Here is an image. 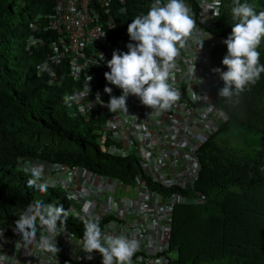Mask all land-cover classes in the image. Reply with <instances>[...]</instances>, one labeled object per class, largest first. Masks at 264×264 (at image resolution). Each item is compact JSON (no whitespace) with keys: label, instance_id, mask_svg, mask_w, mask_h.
<instances>
[{"label":"trees","instance_id":"16d2710c","mask_svg":"<svg viewBox=\"0 0 264 264\" xmlns=\"http://www.w3.org/2000/svg\"><path fill=\"white\" fill-rule=\"evenodd\" d=\"M56 2L0 0V225L13 228L25 206L36 199L68 210L63 191L28 187L31 176L20 169L24 159L81 166L116 178L136 169L132 159L101 152L100 135L74 99L69 58L52 60L50 42L56 34L34 30L33 23H43L42 17L53 13ZM126 2L134 14L154 0ZM225 2L233 7V0ZM254 6L259 12L264 0ZM223 16L222 42L215 55L219 68L227 71L222 65L227 54L223 41L234 21L225 11ZM131 21L126 20L128 25ZM31 36L43 43L29 45ZM259 48L264 64L263 42ZM58 52L65 53V48ZM220 83L212 94L213 103L227 120L199 150L202 168L196 190L205 202L179 205L173 211L171 245L178 260L172 264H264V73L229 100L218 97L224 86ZM71 219L68 216V229Z\"/></svg>","mask_w":264,"mask_h":264},{"label":"built area","instance_id":"2783aa9c","mask_svg":"<svg viewBox=\"0 0 264 264\" xmlns=\"http://www.w3.org/2000/svg\"><path fill=\"white\" fill-rule=\"evenodd\" d=\"M100 3L101 7L108 4ZM121 11L124 12V9ZM217 12L219 8L213 6L201 9L194 37L177 57L174 86L180 100L169 110L163 111L165 118L162 120L161 112L151 128L140 127L141 123L135 118L136 112L144 108L141 103H132L127 113L109 112L106 106L95 103V98L91 104L89 100L92 95L87 94L85 88L88 76H91L92 80L88 84L91 91L104 92L107 86L112 88V95L120 96L122 90L105 80L104 73L110 71L107 61L111 59L113 51L126 53L127 45L135 42L121 31L120 23H115L110 16H101L93 0H63L58 4L47 29L61 33L64 38L51 44L54 53L52 60L58 62L65 55L69 58V70L73 78L82 80V87L76 91L74 99L82 111L88 108L91 113L95 110L108 115L102 124V131L104 137H110L115 143L108 149L111 155L125 158L132 155L133 151L144 150L142 165H154V169L152 173H146L147 177L143 179L136 177L135 187L125 188L124 191L118 190L121 183L93 172L80 168L69 172L65 180L68 191L66 197L70 209L77 216L73 217L71 229L66 228L65 233L57 237L58 254L41 253L35 248H21L17 252L15 244L21 237L10 224L3 223L0 225V231L4 232L3 240H0V255L14 257L19 264H102V257L98 253H92L93 259L89 261L85 258L88 254L80 250L84 222L93 218L105 234L126 235L139 242L132 264L167 262L168 258L161 253L167 249L171 211L177 204L203 202L202 197L195 200L185 193L192 190L198 177L199 165L195 153L225 121V114L211 103L212 92L220 79L218 74L208 71L209 58L204 53V37L215 26L219 15ZM194 16L197 17L196 14ZM201 37L205 39L202 49L198 44ZM37 42L40 41L33 40L32 44ZM58 47L65 48L66 54L59 53ZM85 47L88 50L97 49V52L85 54ZM99 53H103V61L99 60ZM194 67L195 76L191 71ZM44 71L43 66L41 72ZM193 92L206 96L208 100L194 101ZM148 128L154 129V133H150ZM157 171L162 172L156 174ZM148 178L154 183L147 184L145 180ZM86 183L88 186L84 187ZM78 188L82 191L76 192ZM173 188L177 192L167 193ZM117 191H122L123 196H115ZM72 226L78 232L72 230ZM4 264L10 262L5 261Z\"/></svg>","mask_w":264,"mask_h":264},{"label":"clouds","instance_id":"9594fccd","mask_svg":"<svg viewBox=\"0 0 264 264\" xmlns=\"http://www.w3.org/2000/svg\"><path fill=\"white\" fill-rule=\"evenodd\" d=\"M62 1L57 0L51 15L42 17L43 23L38 22V20L33 23L34 30L37 29L44 34H50L51 32L56 34V39L50 42V46L53 42L57 43L59 38H64L61 33L47 29L51 24V16L55 15L56 8ZM256 1L248 0L247 2L245 0L242 3L241 0H233V7H230L225 0H154L153 4L142 5L140 10L131 14L126 0H93L97 12L103 17L110 16L115 23L123 24V27L119 25L121 31L127 34L130 40L135 43L127 45L128 51L126 53L113 51L111 59L107 61V68L110 71L104 73L105 80L108 84L121 89L122 94L120 96L112 95V88L107 86L104 88V92L108 96H104V92L91 91L88 84L92 77L88 76L85 88L86 93L92 95L89 100L90 103L92 104L91 100L95 98V103L106 106L109 112L122 111L127 113L132 103L139 102L144 106L135 115L137 122L142 125L140 127L153 128L154 119L161 112L163 115L160 120L165 118L163 111L169 110L180 100L179 92L174 86L177 57L180 51L193 39L198 15L201 9L206 6L219 8L215 26L210 28L209 35L204 37L206 38L204 53L209 58L208 71L214 73V75L215 73L218 74L224 85L219 89L218 97L229 100L234 95L244 92L249 85H254L260 79L261 74L264 73V64L261 63V53L258 51V49H261L259 48L261 43H264V8L257 12L254 6ZM100 2H107L108 4L101 7ZM121 9H124V12ZM224 11L227 12V15H232L231 18L234 21L231 34L223 41L227 48V54L222 59V65L226 67L227 71H222L219 68L215 55L217 46L222 42L221 28L223 25L221 21H224V16L222 18ZM192 12L197 15L196 18ZM126 20L132 21L128 25ZM210 36L216 38V41L212 42ZM33 40H39L40 42L32 44ZM27 41L29 45H41L43 43L41 39L32 36ZM204 41L205 39L202 37L198 40L200 49H202ZM65 43H69L67 39H65ZM84 52L85 54L96 53L97 49L88 50L85 47ZM99 58L100 61L104 60L103 53H99ZM191 71L195 76L196 68L194 67ZM69 75L72 77L73 90L75 92L80 90L82 80H75L70 70ZM219 83L218 86L221 84ZM192 98L194 101L208 100L206 96H201L196 92L192 93ZM103 100L107 102L106 105ZM211 103L215 107L213 95ZM78 106L87 120L91 122L94 130L100 135L97 138L103 143V145H100L101 152L110 157L132 159L136 164V169H133V167L127 169L126 173L122 174V178L93 173L109 180H116V182L121 183L118 190L124 191L125 188L133 189L135 187L136 177L143 179L144 176L147 177L146 173L153 172L154 165H142L141 157L144 150L140 152L132 150L133 154L125 158L117 154L111 155L108 149L115 143L110 137H104L102 131V124L106 121L108 115H102L95 110H91V113L88 108L82 111L79 103ZM151 128H148L149 132L154 133V129ZM116 146L121 147V145ZM124 146L125 144L123 148ZM201 147L195 153L199 165L197 180L202 168L199 160ZM78 168L91 172L81 166L71 167L60 163H46L36 159H24L20 164L21 171L25 175L31 176L28 179L29 188L35 187L39 192L58 189L63 191L65 197L68 192L65 188V180L68 177L66 175ZM158 172L162 171H157L156 174ZM145 182L147 184L154 183L150 178L146 179ZM196 182L192 190L185 193L195 200L202 197L203 202L192 201L188 204H177L173 207L166 240L167 249L161 253V255L168 258L165 264H172L178 260V251L171 245L172 214L175 207L179 205H202L205 202V196L201 195L202 193L199 190H196ZM122 191H117L115 196H123ZM173 192H177V189L173 188L171 192L167 191V193ZM72 198L75 199V197ZM67 203L68 210L63 205L56 206L38 199L26 205L15 221L14 231L21 237L15 244L17 252L21 248L25 250L35 248L41 253L57 255L60 251L57 247V237L65 233L66 221L70 216L69 211H71L68 200ZM73 219L72 217L69 226L74 223ZM3 237L4 232L0 231V240H3ZM138 248L139 242L134 238H129L126 235H109L102 232L96 219L90 218L84 222L80 250L88 254L85 258L89 261L93 259L92 253H98L102 257V264H132V257ZM173 254H176V257H173ZM5 261H9L10 264H19V261L14 257L9 258L6 255H0V264H4Z\"/></svg>","mask_w":264,"mask_h":264},{"label":"rangeland","instance_id":"374dc122","mask_svg":"<svg viewBox=\"0 0 264 264\" xmlns=\"http://www.w3.org/2000/svg\"><path fill=\"white\" fill-rule=\"evenodd\" d=\"M210 39L212 40V42H215L216 41V38H213L212 36H210ZM69 110H72V109H69ZM87 186H88V184L86 183L84 187H87ZM78 191H82V189L81 188L76 189V192H78ZM52 202H54V200ZM48 204H51V203H48ZM69 215L72 216V217H76L77 216V213L76 212H73L71 210V211H69ZM173 257H176V254H173Z\"/></svg>","mask_w":264,"mask_h":264}]
</instances>
